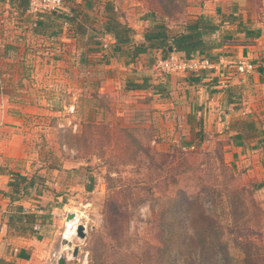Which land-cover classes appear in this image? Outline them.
Here are the masks:
<instances>
[{"label":"rangeland","instance_id":"374dc122","mask_svg":"<svg viewBox=\"0 0 264 264\" xmlns=\"http://www.w3.org/2000/svg\"><path fill=\"white\" fill-rule=\"evenodd\" d=\"M124 1L133 17L163 20L171 32L193 20L194 7L219 6L264 34V0ZM13 4L0 0V106L24 114L27 163L82 172L73 176L81 189L67 197L86 237L67 239L79 247L75 257L66 245L57 251L66 264H264V190L231 160L230 139L206 133L190 147L164 135L171 124L153 96L133 93L126 70L107 57L94 59L114 54L103 45L98 5L87 12L97 36L89 38L100 39L92 52L75 27L42 34L37 16Z\"/></svg>","mask_w":264,"mask_h":264},{"label":"crops","instance_id":"0c3cea01","mask_svg":"<svg viewBox=\"0 0 264 264\" xmlns=\"http://www.w3.org/2000/svg\"><path fill=\"white\" fill-rule=\"evenodd\" d=\"M10 1L17 8L18 2ZM76 1L84 6V1ZM108 3L115 7L122 22L134 28L136 41H143V34L152 26V21L133 17L134 8L128 6V9L124 0H96L102 24L107 18L105 6ZM119 8L126 10L125 14H121ZM194 8V15L190 18L205 14L221 23L220 29L212 33L221 45L191 55L211 58L215 63L213 68L162 75L155 69L157 59L162 56L160 49H148L133 56V45L116 48L115 39L110 34L101 38L111 43L114 54H94V59L107 57L111 60L110 65L126 70L128 81L147 85L130 90L153 96L150 105L159 108L156 114L161 121L171 124L170 129H165V136L184 139L190 147H194L206 133H220L219 137L230 139L231 160L239 170L245 169L253 177L256 188L259 186L264 190V34L257 36L255 30L244 26L237 12H227L223 16L219 6L216 10L201 6ZM224 9L229 8L224 4ZM230 15L236 19L230 21ZM187 23L180 21L175 30L168 29L169 34L183 31ZM98 38L90 43L94 49L96 46L92 52L98 51ZM242 59L253 62L256 68L246 72L237 70L235 62ZM10 107L12 105L5 101L0 106V264H52L53 253L65 249L61 228L67 223L68 212L73 211L68 204L72 199L67 197V191L74 193L73 189L78 186L73 179L74 172L80 175L82 172L70 167L59 171L27 163L31 158L22 135L24 114ZM23 109L33 110L25 105ZM16 174L27 177V181L34 174L43 175L42 190L30 188L25 192L21 188L19 192L15 191L9 181ZM260 184L263 185L260 187ZM19 205L21 211L15 209ZM16 213L22 216V221L14 220ZM26 216L32 221H27Z\"/></svg>","mask_w":264,"mask_h":264},{"label":"trees","instance_id":"16d2710c","mask_svg":"<svg viewBox=\"0 0 264 264\" xmlns=\"http://www.w3.org/2000/svg\"><path fill=\"white\" fill-rule=\"evenodd\" d=\"M16 1L18 2L17 8L15 7L17 11L23 13L28 11V13H30L28 10L29 0ZM82 1H84L83 7H81L80 4L69 5L68 9L47 10L35 15L37 16L36 31H40L42 34L55 35L58 30L63 27V24H69L75 27L78 35L81 37H88L86 43L90 45L92 37H89L97 36L90 34V30L93 29L91 28L90 21L94 20L87 12L95 8L96 0ZM105 11L107 13V18L103 22V34H110L115 39L114 44L116 48L124 44L133 45L131 50L133 56L147 51L148 49H160L162 52L161 57H166L170 53L169 47L172 46L174 51L184 52L186 57H191L192 53L221 45V42H216V39L212 36V33L220 29L221 23L215 22L205 14H199L186 24L183 31L177 32L174 35L169 34L168 26L163 20L155 21L153 18L152 20L155 22L144 32V40L137 42L134 28L118 18L115 7L111 3L106 4ZM235 19L236 18L232 15L229 16L230 21H234ZM87 56L88 54H82L81 58L83 57L82 59L86 60ZM146 86V84L142 85V83L139 82H132L128 85V88H145ZM44 180L45 177L41 174H34L28 181L27 177L16 174L9 181V185L18 192L21 188H23L25 192H29L30 188H37L38 191H41ZM261 185L263 184H260V187ZM15 207L18 211L22 210L21 205ZM26 218L27 221H32L29 216H26ZM14 220L22 221V216L16 213L14 214Z\"/></svg>","mask_w":264,"mask_h":264},{"label":"built area","instance_id":"2783aa9c","mask_svg":"<svg viewBox=\"0 0 264 264\" xmlns=\"http://www.w3.org/2000/svg\"><path fill=\"white\" fill-rule=\"evenodd\" d=\"M64 2L65 0H29L28 10L31 14L37 15L47 10H58L63 6ZM103 45L104 47H108L110 44L105 41ZM214 64V61L207 56L186 57L181 52L173 51L170 52L169 55L166 57H159L155 63V69L163 73L190 72L210 69L215 66ZM235 64L237 70L241 72L253 71L256 68L253 62L244 59L235 62ZM70 109L73 110L74 106H71ZM84 225L86 229L87 226L86 224ZM60 256L61 252H54L52 255V264H58Z\"/></svg>","mask_w":264,"mask_h":264},{"label":"water","instance_id":"95a60500","mask_svg":"<svg viewBox=\"0 0 264 264\" xmlns=\"http://www.w3.org/2000/svg\"><path fill=\"white\" fill-rule=\"evenodd\" d=\"M169 50H170V52H173V51H174V49H173L172 46L169 47ZM76 215H77V213L74 212V211H70V212H68V214H67V216H66L67 221H69V220L75 218ZM77 235H78L80 238H85V237H86V229H85V225H84L83 223L78 224ZM63 244L66 245V246H68V248L71 247V248H70V250H71L70 252L72 253L71 255H72L73 257H75V256L78 255L79 247H78V246L73 247V243H72V241L67 240V238H64V240H63ZM72 247H73V248H72ZM67 258H68V257H67L66 255H64L63 252H61V256H60V258H59V260H58V264H66V263H67Z\"/></svg>","mask_w":264,"mask_h":264},{"label":"bare ground","instance_id":"6f19581e","mask_svg":"<svg viewBox=\"0 0 264 264\" xmlns=\"http://www.w3.org/2000/svg\"><path fill=\"white\" fill-rule=\"evenodd\" d=\"M77 215L75 218L67 221L66 223V230L64 233L65 238L70 239L74 235H77V230H78V224L81 223V216L78 212H76Z\"/></svg>","mask_w":264,"mask_h":264}]
</instances>
